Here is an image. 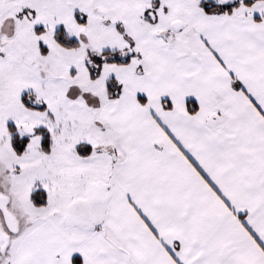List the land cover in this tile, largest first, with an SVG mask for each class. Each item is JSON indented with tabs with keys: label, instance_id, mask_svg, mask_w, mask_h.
I'll use <instances>...</instances> for the list:
<instances>
[{
	"label": "snow or ice",
	"instance_id": "obj_1",
	"mask_svg": "<svg viewBox=\"0 0 264 264\" xmlns=\"http://www.w3.org/2000/svg\"><path fill=\"white\" fill-rule=\"evenodd\" d=\"M0 264H264V0H0Z\"/></svg>",
	"mask_w": 264,
	"mask_h": 264
}]
</instances>
